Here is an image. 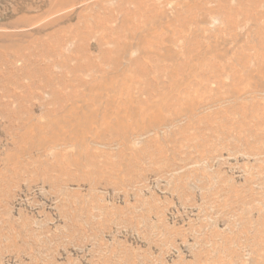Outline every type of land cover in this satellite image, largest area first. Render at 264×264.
Here are the masks:
<instances>
[{
  "label": "rangeland",
  "instance_id": "374dc122",
  "mask_svg": "<svg viewBox=\"0 0 264 264\" xmlns=\"http://www.w3.org/2000/svg\"><path fill=\"white\" fill-rule=\"evenodd\" d=\"M259 30L264 0H0V264H264Z\"/></svg>",
  "mask_w": 264,
  "mask_h": 264
},
{
  "label": "bare ground",
  "instance_id": "6f19581e",
  "mask_svg": "<svg viewBox=\"0 0 264 264\" xmlns=\"http://www.w3.org/2000/svg\"><path fill=\"white\" fill-rule=\"evenodd\" d=\"M71 1V0H70ZM120 1V0H119ZM125 1V0H124ZM74 2H75V0H74ZM62 3H64V2H62ZM72 3V2H71ZM121 3V2H120ZM123 3V2H122ZM125 3V2H124ZM148 3V2H147ZM58 4V3H57ZM61 4V3H60ZM145 4V3H144ZM66 5V4H65ZM119 5V4H118ZM61 6H64V5H61ZM120 6V5H119ZM118 6V7H119ZM123 7V6H122ZM57 8V7H56ZM115 8V7H114ZM126 8H127V6H126ZM107 9H109V8H107ZM110 9H112V8H110ZM190 9V8H189ZM221 9V8H220ZM222 9H224V10H228V11H230V12H233L234 11V8H231V7H227L225 4L222 6ZM53 10H55V9H53ZM103 11L105 10L104 8L102 9ZM119 10V9H118ZM101 11V10H100ZM114 11H115V9H114ZM120 11V10H119ZM122 11H123V9H122ZM90 12V11H89ZM117 12V11H116ZM146 12V11H145ZM193 12V11H192ZM92 13V12H91ZM108 13V12H107ZM123 13V12H122ZM142 13V12H141ZM191 13V12H190ZM114 14V13H113ZM143 14V13H142ZM155 14V13H154ZM153 14V15H154ZM97 15V14H96ZM99 15H101V14H99ZM111 14H109L108 16H110ZM85 16V15H84ZM88 16V15H87ZM101 16H103V15H101ZM112 16V15H111ZM145 16V15H144ZM149 16H151V15H149ZM92 17V16H91ZM127 17V16H126ZM89 18V17H88ZM95 18V17H94ZM97 18V17H96ZM82 19V18H81ZM98 19V18H97ZM102 19V18H101ZM115 19V18H114ZM119 19V18H118ZM121 19V18H120ZM144 19V18H143ZM88 20H90V19H88ZM92 20H94L93 18H92ZM125 20H126V18H125ZM91 21V20H90ZM100 21V20H99ZM82 22V21H81ZM93 22V21H92ZM95 22V21H94ZM102 22V21H101ZM100 22V23H101ZM104 22V21H103ZM107 22V21H106ZM105 22V23H106ZM112 23V22H111ZM92 24V23H91ZM97 24V23H96ZM99 24V23H98ZM93 25V24H92ZM95 25V24H94ZM109 26H110V24H109ZM117 26V25H116ZM94 27H96V26H94ZM93 27V28H94ZM99 27H100V25H99ZM102 27V26H101ZM111 27V26H110ZM121 27H122V25H121ZM120 27V28H121ZM103 29H104V27H102ZM110 29H113V28H110ZM109 29V30H110ZM127 29V28H126ZM125 29V30H126ZM117 30V29H116ZM120 30V29H119ZM122 30V29H121ZM111 31V30H110ZM93 32V31H92ZM91 32V33H92ZM96 32H98V31H96ZM106 32H107V30H106ZM109 32V31H108ZM136 32V31H135ZM55 33V32H54ZM54 33H52V36H53V34ZM99 33V32H98ZM148 33V32H147ZM259 33H260V35H262L263 33H264V31L263 30H259ZM56 34V33H55ZM54 34V35H55ZM78 34H80V32L78 33ZM83 34V33H82ZM87 34V33H86ZM121 34V33H120ZM134 34V33H133ZM91 36H92V34H90ZM104 35H105V33H104ZM107 35V34H106ZM51 36V37H52ZM85 36V35H84ZM116 36V35H115ZM117 36H118V34H117ZM117 36H116V38H117ZM50 37V36H49ZM56 37V36H55ZM114 37V36H113ZM41 38V37H40ZM75 38V37H74ZM81 39H82V37H80ZM84 38V37H83ZM132 38V37H131ZM42 39H44L43 37H42ZM52 39V38H51ZM101 39V38H100ZM6 40H7V38H6ZM10 40V39H9ZM80 40V39H79ZM85 40V39H84ZM102 40V39H101ZM107 40V39H106ZM105 40V41H106ZM125 40V39H124ZM49 41V40H48ZM47 41V42H48ZM60 41V40H59ZM65 41V40H64ZM77 41V40H76ZM89 41V40H88ZM85 42V41H84ZM104 42V41H103ZM152 42H154V41H152ZM13 43V42H12ZM11 43V44H12ZM41 43V42H40ZM43 43V42H42ZM87 43V42H86ZM122 43V42H121ZM9 44V43H8ZM118 44V43H117ZM142 44V43H141ZM27 45V44H26ZM33 45V44H32ZM97 45H99V43L97 44ZM103 45H104V43H103ZM114 45V44H113ZM122 45V44H121ZM126 45V44H125ZM35 46V45H34ZM78 46V45H77ZM77 46H76V44H75V49L77 48ZM81 46V45H80ZM83 46V45H82ZM89 46V45H88ZM8 47V46H7ZM102 47V46H101ZM104 47V46H103ZM126 47V46H125ZM142 47V46H141ZM146 47V46H145ZM12 48V47H11ZM10 47H9V49H11ZM18 48V47H17ZM99 48V47H98ZM116 48V47H115ZM127 48V47H126ZM143 48H144V46H143ZM149 48V47H148ZM15 49V48H14ZM31 49V48H30ZM40 49V48H39ZM38 49V50H39ZM51 49V48H50ZM60 49H62V48H60ZM77 49H79V48H77ZM87 49H89V48H87ZM100 49H103V48H100ZM112 49V48H111ZM144 49H146V48H144ZM5 50V49H4ZM18 50V49H17ZM32 50V49H31ZM30 50V51H31ZM66 50V49H65ZM71 50V49H70ZM90 50V49H89ZM115 50V49H114ZM119 50V49H118ZM127 50V49H126ZM149 50V49H148ZM184 50V49H183ZM16 51V50H15ZM21 51V50H20ZM19 51V52H20ZM44 51V50H43ZM46 51H48L49 52V50L47 49ZM73 51V50H72ZM84 51V50H83ZM125 51V50H124ZM129 51V50H128ZM127 51V52H128ZM197 51V50H196ZM195 51V52H196ZM9 52V51H8ZM18 52V53H19ZM80 52V51H79ZM106 52V51H105ZM126 52V53H127ZM183 52V51H182ZM1 53V52H0ZM3 53V52H2ZM11 53V52H10ZM24 53H25V51H24ZM23 53V54H24ZM44 53V52H43ZM56 53V52H55ZM73 53V52H72ZM104 53V52H103ZM107 53V52H106ZM110 53V52H109ZM123 53V52H122ZM125 53V52H124ZM139 53H141V52H139ZM147 53V52H146ZM200 53V52H199ZM13 54V53H12ZM20 54L21 53H19V56L18 57H20ZM23 54H22V56H23ZM33 54V53H32ZM51 54V53H50ZM83 54V53H82ZM85 54V53H84ZM102 54V53H101ZM115 54L117 55V53L115 52ZM143 54V53H142ZM14 55V54H13ZM26 55H27V53H26ZM64 55V54H63ZM90 55V54H89ZM93 55V54H92ZM92 55H91V57H92ZM104 55V54H103ZM144 55V54H143ZM12 56V55H11ZM28 56V55H27ZM55 56V55H54ZM106 56H107V54H106ZM112 56H113V58H114V53L112 54ZM13 57V56H12ZM17 57V58H18ZM60 57V56H59ZM99 57V56H98ZM97 57V58H98ZM103 57V56H102ZM111 57V56H110ZM116 57V56H115ZM125 57V56H124ZM16 58V57H15ZM85 58V57H84ZM101 58V57H100ZM99 58V59H100ZM139 58V57H138ZM21 59H22V57H21ZM25 60H26V57L24 58ZM30 59V58H29ZM81 59V58H80ZM104 59V58H103ZM102 59V60H103ZM106 59V58H105ZM104 59V60H105ZM115 59V58H114ZM183 59V58H182ZM248 59V58H247ZM24 60V61H25ZM32 60V59H31ZM37 60H39V59H37ZM72 60H74V59H72ZM83 60V59H82ZM87 60V59H86ZM101 60V59H100ZM101 60V61H102ZM107 60V59H106ZM113 60V59H112ZM121 60V59H120ZM134 60V59H133ZM151 60V59H150ZM185 60V59H184ZM92 61V60H91ZM149 61V60H148ZM11 62V61H10ZM37 62V61H36ZM65 62V61H64ZM72 62V61H71ZM89 62V61H88ZM113 62H115V61H113ZM150 62V61H149ZM237 62H239V63H242L243 65H242V67L243 68H245L246 69V72H247V78H249L250 76H251V74L252 73H255V72H257L256 71V69H254L253 71L252 70H249L248 71V64H249V60H248V62H245V60H243V58L242 57H239L238 59H237ZM1 63V62H0ZM76 63H77V61H76ZM75 63V64H76ZM82 63V62H81ZM102 63V62H101ZM9 64V63H8ZM47 64V63H46ZM49 64V63H48ZM104 64H106V63H104ZM136 64V63H135ZM23 65V64H22ZM91 65V64H90ZM90 65H88V67L90 66ZM101 65H103V64H101ZM48 66V65H47ZM52 66V65H51ZM54 66V65H53ZM76 66V65H75ZM131 66V65H130ZM151 66V65H150ZM251 66V65H250ZM2 67V66H1ZM12 67V66H11ZM50 67V66H49ZM95 67V66H94ZM101 67V66H100ZM22 68V67H21ZM102 68V67H101ZM111 68V67H110ZM221 68V67H220ZM10 69V68H9ZM13 69V68H12ZM47 69V68H46ZM76 69V68H75ZM122 69V68H121ZM41 70V69H40ZM48 70H49V68H48ZM105 70V69H104ZM161 70V69H160ZM75 71V70H74ZM255 71V72H254ZM54 72V71H53ZM76 72V71H75ZM79 72V71H78ZM131 72V71H130ZM55 73H57V72H55ZM59 73V72H58ZM97 73V72H96ZM125 73V72H124ZM132 73V72H131ZM21 74V73H20ZM140 74V73H139ZM57 75V74H56ZM75 75V74H74ZM239 76H240V74H238ZM237 75V76H238ZM53 76H55V75H53ZM52 76V77H53ZM61 76V75H60ZM129 76V75H128ZM236 76V77H237ZM48 77H50V76H48ZM57 77V76H56ZM63 77V76H62ZM135 77V76H134ZM147 77V76H146ZM28 78V77H27ZM55 78V77H54ZM58 78V77H57ZM233 78H235V77H233ZM240 78V77H239ZM14 79V78H13ZM41 79V78H40ZM182 79V78H181ZM208 79L210 80V81H219L220 80V73H217V74H211V75H208ZM27 80V79H26ZM61 80V79H60ZM55 81H57L56 80V78H55ZM61 82V81H60ZM220 82H222V81H220ZM48 83V82H47ZM58 83V82H57ZM62 83V82H61ZM81 83V86L82 87H88V84L84 81V83L83 82H80ZM223 83H224V81H223ZM222 83H220V85H221ZM247 84V83H246ZM245 84V85H246ZM45 85V84H44ZM52 85V84H51ZM59 85V84H58ZM74 85V84H73ZM189 85H191V84H189ZM43 86V85H42ZM55 87L56 88H52V94H53V97H55V98H57V99H59V98H61L62 96H61V94H60V92H59V89L57 88V85H55ZM61 87H63V88H68V91L70 92L71 91V89H72V87H71V85L70 84H68V82L67 81H63V83H62V86ZM183 87V86H182ZM188 87V86H187ZM220 87H223V86H220ZM245 87V86H244ZM36 88H38V87H36ZM180 88V87H179ZM200 88V87H199ZM202 88H204V87H202ZM205 88H207V87H205ZM14 89V88H13ZM90 89V88H89ZM216 89H217V87H216ZM244 89V88H243ZM74 90V89H73ZM78 90V89H77ZM222 90H224V87L222 88ZM227 90H228V88H227ZM239 90H241V88L239 89ZM238 90V91H239ZM16 91V90H15ZM141 91V90H140ZM139 91V92H140ZM198 91H201V90H199L198 89ZM207 91V90H206ZM229 91H231V90H229ZM51 92V91H50ZM98 92H100V91H98ZM189 92H192V90H190ZM196 93H197V91H195ZM96 93V92H95ZM173 93V92H172ZM238 93V92H237ZM167 94V93H166ZM169 94H171V93H169ZM168 94V95H169ZM177 94V93H176ZM195 94V93H194ZM193 94V95H194ZM239 94V93H238ZM241 94V93H240ZM22 95V94H21ZM67 95V94H66ZM65 95V96H66ZM165 95V94H164ZM174 95H175V93H174ZM193 95H191L190 93H187V95L185 96V97H183V96H180L179 98H178V104H182V103H187V105L188 104H192L193 105V102H195V98L193 97ZM200 95V94H199ZM235 95H237L236 93H235ZM71 96V97H70ZM74 96V97H73ZM167 96V95H166ZM171 96V95H170ZM189 96V97H188ZM67 97H68V99H76V100H80L81 99V96L76 92V91H73V92H71V93H69V95H67ZM99 97V96H98ZM66 98V97H65ZM141 98V97H140ZM169 98V97H168ZM167 98V99H168ZM197 98V97H196ZM236 99H237V97H236ZM173 100V99H172ZM177 101V100H176ZM175 101V102H176ZM150 102V108H151V110L149 109V115L150 114H152V113H154L155 111H157V112H161L166 106H167V101H166V99H163V101H161V102H159V103H157V102H155L153 99H151L150 101H148V103ZM174 102V101H173ZM180 102V103H179ZM196 103V102H195ZM20 104V103H19ZM23 104V103H22ZM137 104V103H136ZM171 104V103H170ZM181 104L179 105L180 107H181ZM175 105V104H174ZM185 105V104H184ZM183 104H182V107L184 106ZM245 105H248V104H246L245 103ZM137 106V105H136ZM244 106V105H243ZM142 107H143V105H142ZM174 107V106H173ZM187 107V106H186ZM246 107V106H245ZM245 107H243V108H241V109H244ZM124 108V107H123ZM143 108H145V107H143ZM178 108V107H177ZM184 108H185V106H184ZM193 108V107H192ZM239 108H240V106H239ZM254 108V107H253ZM261 108V107H260ZM260 108H259V110H260ZM23 109V108H22ZM21 109V110H22ZM64 109V108H63ZM125 109H127V107L125 108ZM133 109V108H132ZM176 109V108H175ZM248 108H246V109H244V110H247ZM251 109V108H250ZM257 108H255V110H256ZM19 110V109H18ZM179 110V109H178ZM243 110V111H244ZM253 109H251V110H249V111H251V112H253L252 111ZM73 111V110H72ZM127 111V110H126ZM240 111V110H239ZM19 112V111H18ZM17 112V113H18ZM75 112V111H74ZM73 112V113H74ZM122 112V111H121ZM152 112V113H151ZM247 112V111H246ZM125 113V112H124ZM147 113V112H146ZM248 113V112H247ZM121 114V113H120ZM133 114V113H132ZM145 114V113H144ZM191 114H193V113H191ZM218 114V113H217ZM10 115V114H9ZM124 115V114H123ZM128 115V114H127ZM148 115V116H149ZM158 115V114H157ZM161 115V114H160ZM195 115H197V114H195ZM213 115V114H212ZM254 115V114H253ZM31 116H33V115H31ZM134 116H136V115H134ZM133 116V117H134ZM191 116H193V115H191ZM219 116V115H218ZM129 117V116H128ZM127 116H126V118H128ZM132 117V118H133ZM189 117V116H188ZM248 117V116H247ZM252 117V116H251ZM136 118V117H135ZM190 118V121H193V120H191V118L192 117H189ZM194 118V117H193ZM198 118V117H197ZM240 118V117H239ZM27 119V118H26ZM81 119L82 120H85V122H89V117H88V114H85V113H83L82 112V117H81ZM99 119H101V118H99ZM124 119V118H123ZM208 119H210V116H207V118L205 119V120H208ZM29 120V119H28ZM124 120H126V119H124ZM136 120V119H135ZM134 120V121H135ZM195 120H196V118H195ZM200 120V119H199ZM27 121V120H26ZM245 121V120H244ZM243 121V122H244ZM242 122V121H241ZM240 122V123H241ZM248 122V121H247ZM125 123V122H124ZM208 123V122H207ZM230 123V122H229ZM245 123V122H244ZM244 123H242V124H244ZM200 124V123H199ZM250 124V123H249ZM248 124V125H249ZM260 124V123H259ZM103 125L105 126V121L103 122ZM237 126V125H236ZM241 126H243V125H241ZM247 126V125H246ZM91 127V126H90ZM244 128H245V125L243 126ZM257 127H259V125L257 126ZM250 128H252V127H250ZM54 129V128H53ZM237 129H239V128H237ZM240 129H241V127H240ZM243 129V128H242ZM52 167V166H51Z\"/></svg>",
  "mask_w": 264,
  "mask_h": 264
}]
</instances>
